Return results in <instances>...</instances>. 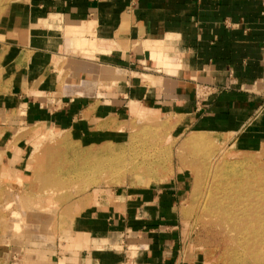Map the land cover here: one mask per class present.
Masks as SVG:
<instances>
[{
	"label": "crops",
	"instance_id": "1",
	"mask_svg": "<svg viewBox=\"0 0 264 264\" xmlns=\"http://www.w3.org/2000/svg\"><path fill=\"white\" fill-rule=\"evenodd\" d=\"M102 68L119 76L99 80ZM201 87L210 90L203 98ZM150 117L264 146V0H0L6 188L32 190L34 143L49 133L83 147L121 145L123 127ZM188 183L127 181L61 208L59 261L201 264L179 228Z\"/></svg>",
	"mask_w": 264,
	"mask_h": 264
},
{
	"label": "rangeland",
	"instance_id": "2",
	"mask_svg": "<svg viewBox=\"0 0 264 264\" xmlns=\"http://www.w3.org/2000/svg\"><path fill=\"white\" fill-rule=\"evenodd\" d=\"M202 95L201 92L199 96ZM177 121L159 117L133 120L130 130L123 127L128 139L121 145L83 147L55 132L34 143L38 165L32 190L25 186L20 191H11L0 182V264H66L59 261L56 253L68 228L64 220H59L63 218L61 208L65 209L98 187L120 188L126 186L127 181L160 184L175 181L178 176L189 181L179 228L190 253L195 254L201 264H264V233L260 230L264 226V146L249 149L228 135L193 134L182 128L178 131ZM195 135H201L207 141H192ZM136 178L149 182L136 181ZM227 184L246 185L254 192L253 197L249 196L253 200L243 199L247 192L237 196L222 192ZM48 192L55 194L56 207L53 204L47 208L51 203H45ZM35 195L42 198V204L29 209L27 199L35 198ZM229 196L232 199H227ZM242 202L251 203L262 218L253 214L254 225L248 229H245L247 222L244 220L243 233L236 237L240 240L232 242L235 235L228 230V212L232 213V203L241 208ZM54 208V220L49 221L45 215L51 217L49 213L52 214ZM254 228L255 236V230H251ZM246 230L252 232L247 235Z\"/></svg>",
	"mask_w": 264,
	"mask_h": 264
},
{
	"label": "bare ground",
	"instance_id": "3",
	"mask_svg": "<svg viewBox=\"0 0 264 264\" xmlns=\"http://www.w3.org/2000/svg\"><path fill=\"white\" fill-rule=\"evenodd\" d=\"M99 76V78H102V79H107V78H112V77H117V76H119V74H118V72H116V71H113V70H110V69H107V68H102L101 69V73H100V75H98ZM98 78V79H99ZM197 140H199V141H207V139L205 138V137H202L201 135H195V136H193L192 137V141H197ZM138 166V165H137ZM137 169V168H136ZM230 172V171H229ZM226 173H228V172H226ZM136 175L137 173H133V175ZM226 177V176H225ZM228 177V176H227ZM136 181H148V180H144V179H142V178H136ZM264 181V180H263ZM149 182V181H148ZM258 182V181H257ZM260 182V181H259ZM219 184V183H218ZM221 184V183H220ZM250 184V183H249ZM260 184V183H259ZM218 186V185H217ZM223 186V185H222ZM263 186V185H262ZM214 188V187H213ZM218 188V187H217ZM223 188V187H222ZM245 188H247V189H245ZM256 189V188H255ZM258 189V188H257ZM262 189V188H261ZM223 190V189H222ZM222 192H224V193H234L236 196L240 193L241 195H243L245 192H247L246 193V195L243 197V199H249V200H253V199H250V197L249 196H252L253 197V193L254 192H252V191H250L249 190V188L248 187H246V185H244V184H242L241 186H238V187H234V186H230V185H228L227 184V186H225V189L222 191ZM217 193V192H216ZM211 194V193H210ZM223 195V194H222ZM235 195H234V197H235ZM263 195H264V193H263ZM262 195V196H263ZM214 196V195H213ZM226 196V195H225ZM209 197H211V196H209ZM215 197V196H214ZM218 197V196H217ZM260 197V196H259ZM209 199V198H208ZM215 199V198H214ZM223 199V198H222ZM221 199V200H222ZM227 199H232V198H230V196H229V198H227ZM259 199V198H258ZM261 199V198H260ZM264 198H262V200H263ZM236 200H237V197H236ZM261 200V201H262ZM211 201H213V200H211ZM223 201H224V199H223ZM231 201V200H230ZM233 201V200H232ZM258 200H257V198H256V200H255V204H256V202H257ZM236 202V201H235ZM212 203V202H211ZM238 203V202H237ZM243 203V202H242ZM246 203V204H245ZM245 203H243L242 204V207L241 208H239V207H237V205H235L234 203H232L233 205H234V207H232L231 208V210H232V213H230V212H228L229 213V220H227L228 221V230H230L229 231V233H231L232 234V232L234 233L233 235H235V237H232V242H235V241H237V240H240V239H236V237H237V235H239V234H242L241 233V231H242V229H243V227L245 226V223L243 222L244 220H246V222H247V227H245V229H248L249 228V226H251V224H253L254 223V220H253V214L255 215V214H257L258 216H259V218H262V217H260V214L258 213V211L256 210V208H252V206H251V203H249V202H245ZM219 204V203H218ZM231 204V203H230ZM260 204V203H259ZM224 205H225V203H224ZM261 205V204H260ZM236 206V207H235ZM241 206V205H240ZM218 207H219V205H218ZM218 207H216V208H218ZM222 207V206H221ZM261 207V206H260ZM260 207H259V205L257 206V209L259 210L260 209ZM209 208V207H208ZM225 208V207H224ZM224 208H222V211L224 210ZM206 209V208H205ZM210 210H211V208H209ZM215 209V208H214ZM263 209V208H262ZM213 210V209H212ZM221 210V209H220ZM229 210V209H228ZM227 210V211H228ZM261 210V209H260ZM260 210H259V212H260ZM216 211V210H215ZM221 211V212H222ZM230 211V210H229ZM240 211V212H239ZM217 212V211H216ZM236 212H239V213H236ZM264 212V211H263ZM214 213V212H213ZM208 214V213H207ZM225 214H227L226 213V210H225ZM233 214V215H232ZM264 214V213H263ZM212 216V215H211ZM214 216V215H213ZM216 216V215H215ZM220 216V215H219ZM226 216V215H225ZM217 217V216H216ZM215 217V218H216ZM227 217V216H226ZM264 217V216H263ZM220 218H221V216H220ZM218 219V218H217ZM256 220H258V218L256 219ZM216 221V220H215ZM213 222V221H212ZM211 222V223H212ZM220 222H221V220H220ZM257 222V221H256ZM261 222V221H260ZM215 223V222H214ZM218 223V222H217ZM220 224V223H219ZM223 224V223H222ZM254 225V224H253ZM258 225V224H257ZM263 225V224H262ZM222 226V225H221ZM227 226V225H226ZM217 227V226H216ZM225 227V226H224ZM252 227V226H251ZM218 228V227H217ZM221 230V229H220ZM227 230V231H228ZM252 231H254L255 230V228L254 229H251ZM260 230H261V232H263L264 233V226L263 227H261L260 228ZM259 230V231H260ZM251 231V232H252ZM225 232V231H224ZM249 232V231H248ZM247 232V230H246V232H244V233H248ZM251 232H249V233H251ZM256 232V230L253 232V235H254V233ZM249 233L247 234V235H249ZM257 233V232H256ZM256 233H255V235H256ZM224 234V233H223ZM254 235V236H255ZM242 236V235H241ZM252 236V235H251ZM263 236H264V234H263ZM248 237V236H247ZM239 238V237H238ZM243 238H245L244 236H243ZM250 238H252V237H250ZM259 238V237H258ZM261 238H263L262 237V235H261ZM261 238H259V239H261ZM250 239H248L247 241H249ZM258 239H256V241H257ZM230 241V242H231ZM247 241H246V243H247ZM253 241H255V240H253ZM252 241V242H253ZM264 241V240H263ZM245 242V241H244ZM256 242H254L253 244H255ZM261 244L263 243L262 241L260 242ZM259 243V244H260ZM241 244V243H240ZM248 245V244H247ZM239 247H241V246H239ZM245 247V246H244ZM243 247V248H244ZM263 247H264V244H263ZM242 248V247H241ZM249 248V247H248ZM247 249V248H246ZM262 249V248H261ZM264 249V248H263ZM237 250V249H236ZM255 250V249H254ZM248 251V250H247ZM252 252H253V250H251ZM257 251V250H256ZM255 251V252H256ZM263 251V250H262ZM243 252V251H242ZM246 252V251H245ZM258 252H259V250H258ZM261 254V253H260ZM259 254V255H260ZM262 254H264V252L262 253ZM249 256H251V255H249ZM254 258V257H253ZM259 259V258H258ZM254 260H256V258L254 259Z\"/></svg>",
	"mask_w": 264,
	"mask_h": 264
},
{
	"label": "built area",
	"instance_id": "4",
	"mask_svg": "<svg viewBox=\"0 0 264 264\" xmlns=\"http://www.w3.org/2000/svg\"><path fill=\"white\" fill-rule=\"evenodd\" d=\"M201 92L203 93L201 97H204L209 94L210 90L208 88L201 87L198 89V94L200 95Z\"/></svg>",
	"mask_w": 264,
	"mask_h": 264
}]
</instances>
